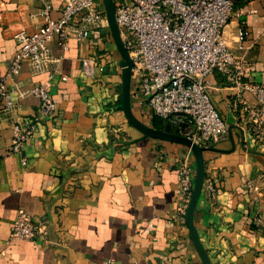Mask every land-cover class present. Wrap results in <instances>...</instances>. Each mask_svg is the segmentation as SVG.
Here are the masks:
<instances>
[{"label":"crops","instance_id":"obj_1","mask_svg":"<svg viewBox=\"0 0 264 264\" xmlns=\"http://www.w3.org/2000/svg\"><path fill=\"white\" fill-rule=\"evenodd\" d=\"M47 1L50 17L59 18L62 0ZM41 7L42 0H0V75L18 50L15 31L30 34L43 24ZM238 8L257 13L233 16L225 42L247 63L242 81L264 83V0H238ZM241 25L248 36L239 49ZM50 47L55 61L49 71L32 74L22 65L8 86L15 108L0 111V264H202L186 215L178 214L177 167L187 159L195 172L194 155L181 144L144 137L127 122L120 109L121 57L108 25L82 42L69 40L66 51L56 42ZM84 58L103 70L86 77ZM205 80L231 133L204 147L193 224L210 264H264V134L255 137L244 110L257 102L217 71ZM41 85L55 115L38 123L20 154H10L12 126L36 116L39 101L29 91ZM136 85L131 80L132 112L152 127L157 118L133 97ZM261 121L264 127V115ZM157 124L171 133L161 120ZM20 209L34 221H48L34 241L11 237Z\"/></svg>","mask_w":264,"mask_h":264},{"label":"built area","instance_id":"obj_2","mask_svg":"<svg viewBox=\"0 0 264 264\" xmlns=\"http://www.w3.org/2000/svg\"><path fill=\"white\" fill-rule=\"evenodd\" d=\"M116 23L125 49L133 62L131 80L136 91L133 97L145 105L152 116L165 123L172 134L187 138L199 147L215 146L228 137V126L215 109L205 78L214 71L223 74L238 93L251 94L257 107L245 105L251 130L258 138L264 134V83L244 82L247 63L234 56L224 39V28L234 16L256 14L234 9L238 0H112ZM52 6L42 0L39 15L43 24L28 34L17 30L13 34L18 50L10 60L4 75H0V111L15 108L9 84L14 83L22 65L32 74L49 71L55 61L50 45L56 42L67 50L71 39L82 42L107 25L102 0H62L60 16L50 17ZM248 36L237 30L238 48ZM102 71L93 58L81 60L82 73L89 78L95 69ZM51 78V75L49 76ZM38 101L36 116L13 124L10 154H20L25 143L35 134L37 125L55 115V104L45 86L29 91ZM190 151V150H189ZM25 165V161L22 160ZM195 172L187 159L177 167L178 190L182 196L178 208L184 219L192 194ZM210 200L215 190L205 185ZM46 219L34 221L23 209L18 210L11 228V237L34 241L45 233Z\"/></svg>","mask_w":264,"mask_h":264},{"label":"water","instance_id":"obj_3","mask_svg":"<svg viewBox=\"0 0 264 264\" xmlns=\"http://www.w3.org/2000/svg\"><path fill=\"white\" fill-rule=\"evenodd\" d=\"M103 8L106 15L107 25L112 36L113 42L116 46V49L121 57V61L119 66L121 68V103H122V111L124 116L134 129L139 131L144 137H151L159 140H164L168 142L178 143L186 148H188L195 159V177L194 184L192 188L191 198L188 204V208L186 211V224L189 232L190 239L196 249V252L200 258L202 264H210L209 258L207 256L206 251L204 250L197 232L195 230L193 224V213L195 210V206L199 195L201 193V189L204 181V160H203V152L206 148L199 147L193 144L187 138L167 133L165 131L157 130L152 127H149L139 121L133 114L130 103V84H131V74L133 68V62L129 56L128 51L125 49L120 29L116 23L115 19V9L112 0H102ZM228 133H231V129H228Z\"/></svg>","mask_w":264,"mask_h":264},{"label":"trees","instance_id":"obj_4","mask_svg":"<svg viewBox=\"0 0 264 264\" xmlns=\"http://www.w3.org/2000/svg\"><path fill=\"white\" fill-rule=\"evenodd\" d=\"M120 109H122L121 107H120ZM152 127L153 128H155V129H161L160 127H159V125L157 124V119H154L153 121H152Z\"/></svg>","mask_w":264,"mask_h":264},{"label":"rangeland","instance_id":"obj_5","mask_svg":"<svg viewBox=\"0 0 264 264\" xmlns=\"http://www.w3.org/2000/svg\"><path fill=\"white\" fill-rule=\"evenodd\" d=\"M225 38L227 39V37L225 36ZM131 100V99H130ZM136 117V116H135ZM139 121H141L140 119H138ZM166 131V130H165ZM169 131V130H168ZM170 132V131H169Z\"/></svg>","mask_w":264,"mask_h":264}]
</instances>
